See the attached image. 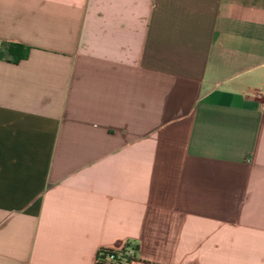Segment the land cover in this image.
<instances>
[{"label":"crops","instance_id":"1","mask_svg":"<svg viewBox=\"0 0 264 264\" xmlns=\"http://www.w3.org/2000/svg\"><path fill=\"white\" fill-rule=\"evenodd\" d=\"M0 264H264V0H0Z\"/></svg>","mask_w":264,"mask_h":264},{"label":"built area","instance_id":"2","mask_svg":"<svg viewBox=\"0 0 264 264\" xmlns=\"http://www.w3.org/2000/svg\"><path fill=\"white\" fill-rule=\"evenodd\" d=\"M137 258L136 245L130 242L119 247H99L96 261L100 264H132Z\"/></svg>","mask_w":264,"mask_h":264},{"label":"trees","instance_id":"3","mask_svg":"<svg viewBox=\"0 0 264 264\" xmlns=\"http://www.w3.org/2000/svg\"><path fill=\"white\" fill-rule=\"evenodd\" d=\"M29 48V45L18 41H2L0 55L7 52L9 58L16 62L27 55Z\"/></svg>","mask_w":264,"mask_h":264}]
</instances>
